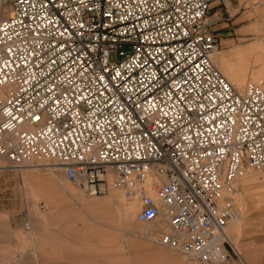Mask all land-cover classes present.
<instances>
[{
    "label": "built area",
    "instance_id": "2783aa9c",
    "mask_svg": "<svg viewBox=\"0 0 264 264\" xmlns=\"http://www.w3.org/2000/svg\"><path fill=\"white\" fill-rule=\"evenodd\" d=\"M214 1L0 0V157L120 189L163 244L224 260L225 194L264 172V80L240 89L214 62Z\"/></svg>",
    "mask_w": 264,
    "mask_h": 264
},
{
    "label": "rangeland",
    "instance_id": "374dc122",
    "mask_svg": "<svg viewBox=\"0 0 264 264\" xmlns=\"http://www.w3.org/2000/svg\"><path fill=\"white\" fill-rule=\"evenodd\" d=\"M212 5L207 17L220 37L214 62L222 53L228 69L247 82L264 80V0ZM0 159V264H227L201 263L162 244L163 231H170L165 222L138 221L140 205L120 189L91 195L58 166ZM246 175L235 179L230 193L242 213L230 222L232 238L226 231L228 264H264V172Z\"/></svg>",
    "mask_w": 264,
    "mask_h": 264
},
{
    "label": "bare ground",
    "instance_id": "6f19581e",
    "mask_svg": "<svg viewBox=\"0 0 264 264\" xmlns=\"http://www.w3.org/2000/svg\"><path fill=\"white\" fill-rule=\"evenodd\" d=\"M2 15H3V9L1 8V6H0V20H1V17H2ZM218 52H220V49H218L215 53H218ZM213 59H214V57H213ZM215 62H216V64H217V66H220V68L222 69V70H224V73H227L226 75H228V77H229V79H231L232 81H233V83L235 84V85H237V86H239V87H245V84H246V79L240 74V73H238V72H232L231 71V69L229 70L228 69V67H230L229 66V63L225 60V58H224V56H223V54L222 53H219V55H216L215 56ZM226 71V72H225ZM264 74V73H263ZM230 80V81H231ZM0 158H3V157H0ZM3 164V162L1 161V159H0V167H3V166H5V165H2ZM25 164H31V165H33V166H36V167H50V168H52V167H57V165H55V164H53V163H51V162H27V163H25ZM25 164H23V165H25ZM23 165H21V166H23ZM59 167V166H58ZM27 169L28 168H32L31 166H28V167H26ZM61 168V167H60ZM62 169V168H61ZM248 176L249 175H246V173L245 174H242V175H240L239 176V178L238 179H242V180H247L248 179ZM124 194V193H123ZM228 197V199H230L231 200V196H230V193H228V194H225V199ZM112 199V198H111ZM85 201V200H84ZM86 202V204H89V201H85ZM88 202V203H87ZM126 209L129 211V212H133L134 211V209H133V206H131V207H128V206H126ZM242 213L239 209H238V211H237V213H236V216L237 217H241V215L240 214ZM166 224V223H165ZM168 229H169V227H168ZM231 228H230V224L228 225V227H227V230H228V233H229V235L231 236V231H229ZM170 230V229H169ZM231 238H232V236H231ZM161 242H162V240H161ZM162 244H163V242H162ZM189 256V255H188ZM191 257V256H190ZM225 261H227L226 263L228 264L229 263V261H228V257H226L225 259H224Z\"/></svg>",
    "mask_w": 264,
    "mask_h": 264
},
{
    "label": "crops",
    "instance_id": "0c3cea01",
    "mask_svg": "<svg viewBox=\"0 0 264 264\" xmlns=\"http://www.w3.org/2000/svg\"><path fill=\"white\" fill-rule=\"evenodd\" d=\"M240 0H237V3L239 2ZM218 34H219V32H218Z\"/></svg>",
    "mask_w": 264,
    "mask_h": 264
}]
</instances>
